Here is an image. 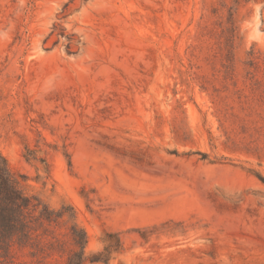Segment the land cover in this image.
<instances>
[{
    "label": "rangeland",
    "instance_id": "obj_1",
    "mask_svg": "<svg viewBox=\"0 0 264 264\" xmlns=\"http://www.w3.org/2000/svg\"><path fill=\"white\" fill-rule=\"evenodd\" d=\"M0 153V264H264V0H0Z\"/></svg>",
    "mask_w": 264,
    "mask_h": 264
},
{
    "label": "trees",
    "instance_id": "obj_2",
    "mask_svg": "<svg viewBox=\"0 0 264 264\" xmlns=\"http://www.w3.org/2000/svg\"><path fill=\"white\" fill-rule=\"evenodd\" d=\"M257 178L264 183V179ZM32 212H38L37 219L46 222L54 221L60 215L49 211L35 197H28L23 193L16 175L12 173L6 158L0 153V238L16 230H20L22 237H28L31 229L27 220L28 216L33 217ZM27 228L29 231L26 230ZM72 231L80 250L69 256L67 264H84L85 234L80 231L78 233L80 235H76V230Z\"/></svg>",
    "mask_w": 264,
    "mask_h": 264
}]
</instances>
